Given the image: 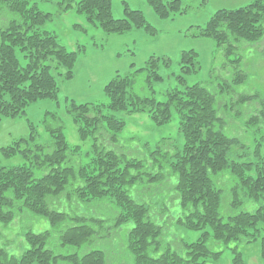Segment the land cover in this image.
<instances>
[{
  "label": "trees",
  "instance_id": "1",
  "mask_svg": "<svg viewBox=\"0 0 264 264\" xmlns=\"http://www.w3.org/2000/svg\"><path fill=\"white\" fill-rule=\"evenodd\" d=\"M71 1L64 0L65 9L71 7ZM146 2L160 19L186 11H181L180 0ZM3 7L17 19L0 27V119L24 115L26 107L38 100L56 99L58 86L53 72L64 80H71L77 58L75 52L67 51L58 43L55 35L42 30L49 14L39 11L35 4L30 5L28 0H0V14ZM75 10L87 23L109 34L131 29L153 33L140 11L125 7L123 18H113L111 0H79ZM263 35L264 0L217 10L198 33L199 37L224 48L226 55L234 48L232 41L255 43ZM17 51L22 54L24 64L19 61ZM196 57L192 50L182 52L180 75L176 77L180 87L165 92L164 101L136 96L131 91L133 78L117 74L104 88L106 106L74 101L67 106L81 140L90 136L98 140L106 134L111 145L123 123L112 115H104V108L113 112L144 113L158 125L168 123L172 111L175 112L183 138L181 149L171 153L157 145L149 157L150 167L167 168L166 175L174 179L171 191L179 205L176 223L186 230L202 231L195 242L184 244L183 254L169 248L162 250L163 226L157 223L154 214L157 204L142 200L140 195H136L138 200L131 196L135 188H143V176L147 175L142 171L144 163L125 159L112 148L94 146L93 156L82 164L77 158L79 146H70L60 127H45L51 137L48 147L38 143L32 131L12 146L1 149V156L9 158L18 154L24 163L0 166V224L9 225L23 211H28L52 225L57 245L77 249L93 242L94 237L98 239L106 222L95 215L76 213L79 204L108 201L117 211L112 226L120 229L131 225L126 229L125 247L132 264H206L207 260L215 261L219 256L207 247L208 238L223 244L255 241L264 226V202L253 212L223 215L220 208L222 190L227 191L228 208L234 210L245 201L264 198V158L254 152L249 158L246 153L235 154V149L243 145L239 137L227 136L216 129L221 118L214 108L215 97L200 84L186 85L185 77L199 69ZM169 64L166 58L151 56L135 74L145 72L150 88L152 83L162 80L158 74L160 65L168 67ZM244 80L245 76L238 73L232 81L238 84ZM250 98L240 97V102ZM243 125L248 130L264 132V98H259V109ZM148 176L146 182L154 183L164 175L150 173ZM64 204L72 206L65 210ZM51 239L49 231L27 232L26 247L19 256L0 246V264H109L101 250H91L81 256L55 253L54 244L49 245ZM232 252L229 264H244L242 255L236 250ZM262 253L264 256V249Z\"/></svg>",
  "mask_w": 264,
  "mask_h": 264
},
{
  "label": "rangeland",
  "instance_id": "2",
  "mask_svg": "<svg viewBox=\"0 0 264 264\" xmlns=\"http://www.w3.org/2000/svg\"><path fill=\"white\" fill-rule=\"evenodd\" d=\"M28 1L30 5L35 4L39 11L49 14L42 30L55 35L58 43L67 51L76 53L74 77L67 81L53 72L58 86L56 99L38 100L26 107L24 115L0 119V166L13 167L24 163L18 154L9 158L1 156V149L12 146L17 140L29 136L32 131L36 134L38 143L50 146L51 137L45 129L46 126L60 127L68 144L79 146L77 158L82 164L93 156L94 146L112 148L125 159L140 160L144 163L142 171L147 175L143 176V188H135L131 196L138 200L139 196L136 195H140L142 200L147 199L157 204L158 208L154 214L158 219L157 223L163 226L162 250L169 248L183 254L184 244L195 242L202 231L186 230L176 223L179 205L171 191L174 179L166 175L169 171L167 168L159 170L150 167L149 157V153L154 151L157 145L171 153L181 149L183 138L175 112L172 111L168 123L158 125L144 113L113 112L104 108V115H112L123 123L122 130L115 134V143L111 145L106 140V134L98 140L92 136L81 140L77 125L67 113V106L70 101L106 106L108 99L104 88L117 74L133 78L131 91L136 96L155 97L158 101H164L165 92L180 87L176 77L180 75L182 52L192 50L197 54L199 69L197 73L185 77L186 85L200 84L215 97L214 108L217 116L221 118L215 125L216 129L227 136L239 137L243 145L235 149V154L246 153L249 158L254 152V155L264 158V132H254L243 125L244 120L259 109V98H264V35L255 43L232 41L234 48L229 55L225 54L224 48L217 47L214 41L198 36L199 29L205 26L217 10L243 7L253 0H180V9L186 10L185 13L175 12L167 19L158 18L146 0H111L113 18H123L125 7L140 11L152 27V34L144 29H131L118 34L106 33L87 23L85 17L76 12L75 4L79 0L71 1V7L68 9H65L67 2L64 0ZM15 19L17 16L3 7L0 27ZM16 54L21 64H24L22 54L18 51ZM151 56L166 58L170 64L168 67L160 65L158 74L162 80L152 83L149 88L145 81L146 73L135 72L143 68ZM238 73L244 75L245 80L236 84L232 80ZM247 96L251 97L249 101L240 102V97ZM150 173H161L164 176L157 182L148 183L146 179ZM216 185L221 188L218 183ZM227 201V191L222 190L220 211L223 215L240 211L253 212L264 202V198L256 202L245 201L236 210L229 209ZM71 206L64 204V209L69 210ZM163 207L166 210L162 211ZM116 212L114 205L108 201L80 203L76 213L95 215L106 222L98 239L94 237L93 242L76 249L57 245L52 225L44 218L23 211L9 225L0 224V246L8 253L19 256L26 247L25 233L38 234L49 231L52 237L49 245L54 244L55 253H76L81 256L91 250H101L105 252L109 264H132L125 247L126 229L131 225L120 229L113 227L112 219ZM263 239L264 226H261L256 240L250 243L238 241L223 244L208 238L207 247L211 252L219 253V256L215 261L207 260L206 264H229L233 250L242 255L244 264H264Z\"/></svg>",
  "mask_w": 264,
  "mask_h": 264
}]
</instances>
